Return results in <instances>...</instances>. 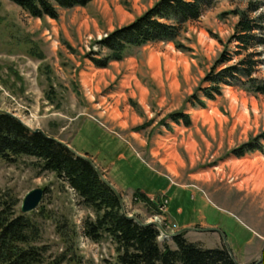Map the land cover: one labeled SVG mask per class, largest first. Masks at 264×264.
I'll list each match as a JSON object with an SVG mask.
<instances>
[{"label":"rangeland","instance_id":"1","mask_svg":"<svg viewBox=\"0 0 264 264\" xmlns=\"http://www.w3.org/2000/svg\"><path fill=\"white\" fill-rule=\"evenodd\" d=\"M159 1L96 0L62 12L58 20L39 21L0 0V109L91 158L128 197L141 190L156 202L166 194L176 226L167 211L156 215L123 197L128 214L159 222L171 233L185 222L198 224L190 228L220 229L237 261L255 264L264 252V155L237 158L232 151L264 132V95L238 84L224 87L215 101L204 100V109L190 99L225 48L237 51L229 41L241 13L258 7L250 16L264 15V0H215L186 26L179 47H132L122 61L96 68L89 55L100 52L97 43ZM30 42L43 59L29 54ZM253 51L263 61L254 78L264 81V46ZM242 58L234 56L229 65ZM178 112L190 117V127L170 118ZM37 163L25 156L15 163L0 160V190L19 199V214L27 193L45 190L30 213L41 230L35 245L45 247V264H116L111 240L96 243L84 235V222L95 219L93 210ZM178 209H184L182 217ZM185 237L207 249L225 247L217 232ZM159 241L176 248L164 236Z\"/></svg>","mask_w":264,"mask_h":264},{"label":"trees","instance_id":"2","mask_svg":"<svg viewBox=\"0 0 264 264\" xmlns=\"http://www.w3.org/2000/svg\"><path fill=\"white\" fill-rule=\"evenodd\" d=\"M32 18L58 20L61 9L86 7L93 0H10ZM215 0H160L131 24L115 30L97 43L100 52L89 58L98 69H106L113 61H122L132 47L153 43H173L179 39L189 23L198 21ZM264 6V3H263ZM241 13L235 34L229 43H236L232 54L226 47L197 93L190 101L206 108V102L222 96L224 87L246 86L248 91L264 95V81L254 78L257 68L263 64L261 53L253 50L264 46V15L252 18ZM32 46L29 54L43 59V54ZM102 57L100 54L105 53ZM235 57L243 56L234 65ZM208 85V86H205ZM201 96H199V94ZM195 100V101H194ZM176 124L191 126L188 115L178 112L170 117ZM54 136L32 133L13 117L0 114V160L17 162L19 157L37 160L42 172H49L72 189L81 204L95 213V219L84 222V235L99 243L107 237L115 246L116 264H236L225 247L207 249L190 242L186 234L173 239L175 249L161 244L160 232L154 225L140 226L122 213L117 195L101 180L96 170L85 159L77 157ZM264 155V132L234 149L232 154L242 158L248 154ZM88 155V154H86ZM133 203H142L160 215L161 200H151L141 190L135 191ZM19 199L11 191L0 190V264H45L46 249L35 244L40 241L41 230L30 214H19ZM33 213V212H32ZM58 261L53 264H62Z\"/></svg>","mask_w":264,"mask_h":264},{"label":"water","instance_id":"3","mask_svg":"<svg viewBox=\"0 0 264 264\" xmlns=\"http://www.w3.org/2000/svg\"><path fill=\"white\" fill-rule=\"evenodd\" d=\"M0 114H5V115H9L11 117H13L14 119H16L17 121H19L20 123H22L29 131H31L32 133H44L43 130L41 129H36L33 130L30 127H28L25 123L22 122V120H20L18 117H16L14 114L6 111V110H2L0 109ZM61 143H63L62 141H59ZM64 145H66L65 143H63ZM73 154H75L77 157L83 158L85 160H87L92 167L96 170V172L98 173L99 177L101 178V180L117 195V197L119 198L120 202H121V206H122V213L129 219L134 220L137 224H139L140 226H149V225H154L159 232L165 236V238L171 239L173 240L175 237H178L180 235L186 234L188 232H200V233H204V232H217L219 233L223 240H224V245H225V249L227 250V252L229 253V255L232 257L233 261L236 264H240L237 259L233 256L232 251L230 249V247L228 246V242H227V237L226 234L217 228H206V229H198V228H183L175 233H171L168 232L161 223L159 222H143L141 221L137 216L134 215H130L127 213L126 211V207H125V202L123 200V196L122 194L117 190V188L114 187V185H112L104 176V174L102 173V171L96 166V164L94 163V161L82 154H79L78 152L74 151L71 147H69L68 145H66ZM45 196V190L41 189V188H37L34 189L32 191H30L29 193L26 194V196L23 199L22 205H21V214L22 215H27L30 214L34 211H36L39 206L41 205L43 199ZM264 261V252L262 254V256L260 257V259L255 263V264H262V262Z\"/></svg>","mask_w":264,"mask_h":264},{"label":"crops","instance_id":"4","mask_svg":"<svg viewBox=\"0 0 264 264\" xmlns=\"http://www.w3.org/2000/svg\"><path fill=\"white\" fill-rule=\"evenodd\" d=\"M96 0H93L88 6H86V7H89L91 4H93L94 2H95ZM83 8H85V7H76V8H73V9H61L60 10V17H61V13L62 12H68V11H71V10H75V9H83ZM143 15V14H142ZM36 20H39V21H41L40 19H36ZM51 20V19H50ZM136 20V19H135ZM135 20H133V21H131V22H129V23H127L125 26H127V25H129V24H131L132 22H134ZM153 44H156V43H153ZM105 173H107L106 172V170H103ZM116 188H117V190L122 194V196L126 199V202L128 201V202H131L132 201V199H133V195H134V193L135 192H133V194L131 195V196H127L126 194H124V192H122L117 186H116ZM168 191V190H167ZM166 190L164 191V193H166L167 192ZM142 193H145L146 194V192H144V191H141ZM147 195V194H146ZM164 195H166V194H162V197L164 196ZM151 200H155L154 199V197H152V196H150V195H147ZM161 197V198H162ZM160 198H158V200H159ZM158 200H156V202H158ZM168 212H170V210L169 209H167V219L169 220V222L170 223H172V220H171V218L169 217V215H168ZM177 214L179 215V216H183L184 215V209H178V211H177ZM172 224H174V223H172ZM175 225V224H174ZM196 225H198V224H195V223H193V222H185V223H182L181 225H179V226H177V229L178 230H180V229H183V228H188V227H193V226H196ZM176 226V225H175Z\"/></svg>","mask_w":264,"mask_h":264},{"label":"built area","instance_id":"5","mask_svg":"<svg viewBox=\"0 0 264 264\" xmlns=\"http://www.w3.org/2000/svg\"><path fill=\"white\" fill-rule=\"evenodd\" d=\"M169 203H170L169 198L167 197V195H164L162 197L161 204L159 207V209L161 210L163 214L167 211Z\"/></svg>","mask_w":264,"mask_h":264},{"label":"bare ground","instance_id":"6","mask_svg":"<svg viewBox=\"0 0 264 264\" xmlns=\"http://www.w3.org/2000/svg\"><path fill=\"white\" fill-rule=\"evenodd\" d=\"M161 236H163V235H161Z\"/></svg>","mask_w":264,"mask_h":264}]
</instances>
